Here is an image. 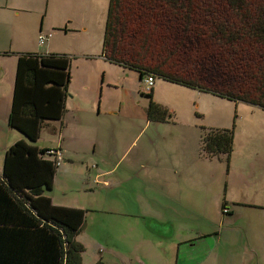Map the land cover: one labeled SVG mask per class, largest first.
I'll return each instance as SVG.
<instances>
[{
    "label": "rangeland",
    "instance_id": "374dc122",
    "mask_svg": "<svg viewBox=\"0 0 264 264\" xmlns=\"http://www.w3.org/2000/svg\"><path fill=\"white\" fill-rule=\"evenodd\" d=\"M192 1L194 3L193 8H195L192 11L194 26L192 25L189 33H185L189 34L190 37L183 34L178 26L176 15L173 14L171 17V22L176 25L165 24L163 18H158L156 14L162 15V10L160 11L157 5L152 10L153 14L150 15V20L148 18L149 10H147L148 13L145 14L147 25H144L145 28L140 31L141 33H136L137 39L144 37L150 39L154 50H172L171 52L175 53V58L174 60L171 59L170 63L181 71L184 67L188 70H203L205 68L203 64L201 68L196 67V65L201 64L198 62L199 59L205 53L214 51L213 44H209L214 41V38H210L207 32L208 19L203 10L207 9V6H203L207 4V0ZM263 1L250 0L249 8L255 10L253 4L257 2V6ZM105 2L106 7L103 13H101V2L98 5L91 2L86 24L77 27L79 31L73 32L67 38L71 39L69 40L70 50L75 49L80 53L73 60L74 66H79L75 69V80L79 74H87L88 81L94 88L102 81L104 73L102 63L108 67V76L110 69H119L116 68L118 66H112L111 62L96 57V54H101L100 50L104 39L109 0H105ZM212 2L222 8L226 7L225 4L221 5L220 0H211ZM10 4L14 8L15 3L11 1ZM19 4H30L31 7L38 6L34 1L28 2V0ZM223 10L226 17L231 16L228 10ZM12 11L15 13L14 10ZM136 11L140 12L139 6L136 4L123 7V13L128 17L137 14ZM131 20L133 19L131 18ZM85 27L88 29L85 30ZM135 28L137 29V27H133L132 30ZM149 31H151L150 34ZM52 32L55 33L56 30ZM168 34L171 36L178 34L180 38L185 36L182 39L184 44L181 47L175 45L176 50L172 47L168 48ZM47 40L48 38L43 44H39L38 39V45L40 47L46 46ZM84 56H88V60ZM133 72L135 71L133 70ZM165 83L173 88H164L159 98L165 100L169 105L175 106L177 103L185 101L189 96L188 94H179L176 89H184L185 91H193L190 89H194L177 83L172 84L173 82L170 81ZM104 84L106 85L105 93H107L108 83L104 82ZM141 90L147 93L144 84H142ZM195 91L197 94L185 101L192 104V111L181 110L177 105L180 119L185 118L188 121L172 125L163 124L165 130L173 129L178 135L184 136L188 130L184 122L191 123L192 129L196 127L200 132L202 128L231 129L234 133L232 152L229 156L222 154L213 157L212 160H197V171L190 172L196 177L190 178L186 174L183 177H177L179 181L174 182L170 188L165 189V194L157 193L162 191V185L152 184L149 188V182H141L142 179L137 180V184L133 183L132 180L127 181L124 186L132 190L135 199L140 203V215L129 211L131 209L124 206L126 204L122 203L116 196H108L105 192H102V188H107L102 186L101 179L93 180L90 172L88 174L91 175V181L88 182V177L83 174L84 171L75 170L73 174H70L72 177L63 189H61V185L66 180L63 177L59 178L56 189H61V193H54L55 198L57 200L64 199V204L81 206L85 210L83 226L76 236L77 240L85 247L83 264H172L175 256L172 257L174 251L169 249V246L172 245L176 248L180 243L188 244L181 248L189 249L192 252L196 250L201 256L220 259V263L227 262L225 264H229L232 259L245 258L250 261V264H257L256 259L259 256L260 261L258 264H264V248L259 249V244L255 241L259 237V233L262 231V235L264 232L263 230H257L264 227V108L244 101L228 99L211 92H203L198 89H195ZM9 101L10 111L11 98H9ZM165 107L169 111L168 118L174 120L176 112L170 106ZM44 130H47V128H44ZM117 132L120 133V130ZM149 135V130H146L145 133L142 131L138 135L133 149L139 147L143 141L149 140L147 139ZM129 138H131L130 134H128ZM182 139L184 140L182 141ZM174 142L176 141L168 139V146H173ZM127 145L128 141L123 139L122 146ZM177 145L186 147L189 152H199L200 154L197 143L193 141V134L177 138ZM177 152L175 151L176 156ZM114 177L116 182L120 181L117 172ZM181 182L183 195L177 199L181 190ZM226 182L228 183L227 188ZM176 183L178 187H174ZM122 184L123 182L120 186ZM93 187L97 189L95 193L88 191L89 188ZM122 189L123 186L119 188V192ZM238 195H244L243 203L236 201ZM171 196L176 201L173 203L174 206L167 207L164 205L165 199H169ZM192 202L195 203L193 207L197 206L196 208H198L200 206L201 211L198 212L200 217H194L191 212L182 209ZM178 205L184 206L181 208ZM238 205H244L243 207L247 212L246 217L251 219L250 225L241 215L233 216L234 208L236 209ZM224 207L228 208L227 213L223 212ZM224 217L230 218L234 223L239 218V229L244 228L245 235L234 234L227 237L225 234V236L222 235L221 238H218L219 234L217 233L221 230L226 231L229 227L227 222L223 223ZM147 222H149V232L142 227L143 225L147 226ZM163 222H168L173 226L175 235L168 238L170 244L160 246L157 243L162 242L155 243L153 241L159 239V232L150 227L167 224ZM250 226L254 227L253 231H251ZM185 239L189 241H184ZM251 260L253 261L251 262Z\"/></svg>",
    "mask_w": 264,
    "mask_h": 264
},
{
    "label": "trees",
    "instance_id": "16d2710c",
    "mask_svg": "<svg viewBox=\"0 0 264 264\" xmlns=\"http://www.w3.org/2000/svg\"><path fill=\"white\" fill-rule=\"evenodd\" d=\"M249 1L220 0L225 8L211 0L203 5L207 6L203 9L207 32L214 38L209 43L214 51L205 53L198 61L201 64L196 65L201 68L203 64V70L184 67L181 71L170 63L175 58L172 50L157 51L150 39L136 38L147 25V10L150 20L156 5L162 10V15L156 14L158 18L176 25L171 22L176 15L183 34L190 37L185 33L194 26L192 0H110L102 54L112 63L136 70L143 81L147 75H154L264 108V1L253 4L255 10L249 8ZM130 4L138 5L140 12L128 17L123 7ZM223 9L231 16L226 17ZM185 36L168 34V48L181 47ZM69 80L70 59L65 55H19L9 125L25 139L7 148L0 173V264H83L85 247L76 236L85 210L53 203L50 192L59 167L57 149L39 148L37 144L44 122L61 118ZM146 95L148 117L164 121L168 109L153 100L152 89ZM233 139L231 129L202 128L200 155L229 156Z\"/></svg>",
    "mask_w": 264,
    "mask_h": 264
},
{
    "label": "crops",
    "instance_id": "0c3cea01",
    "mask_svg": "<svg viewBox=\"0 0 264 264\" xmlns=\"http://www.w3.org/2000/svg\"><path fill=\"white\" fill-rule=\"evenodd\" d=\"M11 1L15 3L14 8L11 7ZM29 1H34L38 6L31 7L30 4H19L26 2V0H0V173L3 171V156L7 148L24 138L21 132L9 125L11 111V108L9 111V98H11L12 107L18 58L20 54L24 53H40L61 54L70 59V80L66 90L64 112L60 119L44 122L37 142L39 148H55L62 153L63 160L58 167L54 186L50 192L54 204L83 208L64 204V199L57 200L54 195V193H61V189L68 185L72 177L70 174H73L75 170L84 171L85 173L83 174L88 177V182L91 181V175L88 172L92 174L93 180L101 179L102 186L107 188H102V192H105L108 196H116L122 203L126 204H123L124 206H128L131 209L129 211L137 215L141 214V205L135 199L132 190L124 186L127 181L130 182L132 180L133 183L137 184V180L142 179L141 182H149V188L152 184L162 185V191L157 193L165 194V189L170 188L174 182L179 181L177 177H183L184 174L190 178L196 177L190 173L197 171L196 161L212 160L213 158H204L199 152H189L186 147L177 145V138L193 134V141L197 143L199 151L200 130L198 131L196 127L192 129L191 123L184 122L188 130L187 134L182 136L178 135L173 129L166 131L163 125L180 124V122L188 121L185 118L180 119L181 116L177 105L181 110L192 111V104L185 101L197 94L195 89H190L193 91L176 89L179 94H188L189 96L185 101H181L175 106L169 105L165 100L160 99L159 95L162 94L164 88L171 89L173 87L165 83L168 81L157 77L152 88L153 100L159 104L172 107L176 115L175 121L168 117L164 121H153L147 115L149 99L146 94L148 93L141 90L144 83L140 73L136 70L133 72L132 69L111 62L112 66H118L116 68L119 69H110L108 76V67L102 63L104 73L102 81L99 82L97 87L94 88L89 83L87 74H79L75 80V69L79 68V66H74L73 60L80 53L75 49L70 50L69 40L71 39L67 38L73 32L79 31L77 27L86 24L90 3L93 2L98 5L101 2V13H103L106 7L105 0ZM109 3L110 0L108 2V10ZM87 29L85 27V30ZM54 30H56L55 33L52 32ZM41 33L48 35V42L46 46L41 45L42 47L37 42ZM64 39L66 40L64 41ZM102 50L103 44L100 50L101 54H96V57L110 62L103 56ZM84 57L88 60V56ZM104 82L108 83L107 93H105L106 85ZM44 128H47V130H44ZM118 130H120V133L117 132ZM146 130H149L150 135L147 137L149 140L143 141L139 147L133 149L138 135L142 131L145 133ZM128 134L131 135L129 139ZM123 139L128 141L127 146H122ZM168 139L176 141L173 146H168ZM174 150L178 151L177 156ZM116 172L120 180L117 182L114 177ZM60 177H63L66 181L61 185L62 188L57 190L56 187ZM134 180L136 181L134 182ZM122 182L123 184L120 186ZM181 185L182 182L177 199L183 195ZM122 186L123 189L119 192V188ZM227 186L228 183L226 182V188ZM174 187H178V184L176 183ZM152 190L155 191L154 188ZM88 191L95 193L97 189L93 187L89 188ZM243 197L244 195H238L236 201L243 203ZM173 198L171 196L169 199H165L164 205L167 207L174 206L173 203H175L176 199ZM194 204L192 202L184 208H182L184 205L178 206L191 212L194 217H200L198 212L201 211V208L200 206L198 208H196L197 206L193 207ZM243 206L238 205L236 209L234 208L233 216L241 215L250 225L251 219L246 217L247 212ZM238 220L239 218L234 223L230 218L224 217L223 223L227 222L229 227H227L226 231L221 230L217 233L219 234L218 238H221L222 235L225 236V234L227 237L234 234H242L244 236V228L239 229ZM163 223L167 224L150 227L159 232V239L153 241L155 243L162 242L157 243L160 246L170 244L168 238L175 235L173 226L168 222ZM142 227L149 232V222H147V226L143 225ZM250 227L251 231H253L254 227ZM263 228L257 230L264 231ZM261 232L255 240L259 244V249L264 248V232L262 235ZM184 241L189 240L185 239ZM185 245L188 244L180 243L176 248L172 245L169 246V249L174 251L172 257L174 258L175 256L172 264L227 263H220V259L217 258L201 256L196 250L192 252L189 249L181 248ZM258 258L259 256L256 259L257 264L260 261ZM230 261L229 264H250V261L245 258L240 260L232 259Z\"/></svg>",
    "mask_w": 264,
    "mask_h": 264
},
{
    "label": "built area",
    "instance_id": "2783aa9c",
    "mask_svg": "<svg viewBox=\"0 0 264 264\" xmlns=\"http://www.w3.org/2000/svg\"><path fill=\"white\" fill-rule=\"evenodd\" d=\"M48 37L47 34H40L38 39H39V44H43L46 40V38ZM155 81H156V76L154 75H147L145 78H144V87H145V90L147 93L150 92V90L153 88V86L155 85ZM56 155H57V164L60 165L62 160H63V157H62V153L60 151H55ZM228 209H224V212H227Z\"/></svg>",
    "mask_w": 264,
    "mask_h": 264
}]
</instances>
